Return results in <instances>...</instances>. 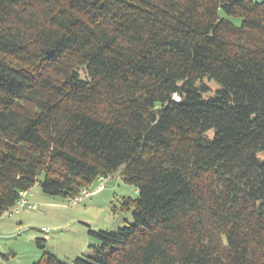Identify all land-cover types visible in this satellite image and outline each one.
<instances>
[{"label":"trees","instance_id":"obj_1","mask_svg":"<svg viewBox=\"0 0 264 264\" xmlns=\"http://www.w3.org/2000/svg\"><path fill=\"white\" fill-rule=\"evenodd\" d=\"M118 172L133 221L74 264H264V2L0 0V218Z\"/></svg>","mask_w":264,"mask_h":264},{"label":"rangeland","instance_id":"obj_2","mask_svg":"<svg viewBox=\"0 0 264 264\" xmlns=\"http://www.w3.org/2000/svg\"><path fill=\"white\" fill-rule=\"evenodd\" d=\"M220 15L235 25L241 22L240 17L222 12ZM205 84L209 89L202 98L208 99L218 85L208 79ZM122 179L119 172L97 179L85 189V195L81 193L80 199L46 196L35 186L33 191L42 194L32 199L37 209L23 208L11 218H0V222L4 219L10 222L9 226L0 228V264H34L43 253L37 239H45L44 251L55 255L63 264H74L76 258L91 255L89 246L97 240L88 234L90 231H114L133 221L132 208L125 209L123 205L128 198L135 199L137 192Z\"/></svg>","mask_w":264,"mask_h":264},{"label":"built area","instance_id":"obj_3","mask_svg":"<svg viewBox=\"0 0 264 264\" xmlns=\"http://www.w3.org/2000/svg\"><path fill=\"white\" fill-rule=\"evenodd\" d=\"M30 190L27 191V192H23L20 194V199L18 200L17 204L15 206H13L10 210L6 211L2 216L1 218L3 217H10L14 214H17L19 213L20 209H23V208H27V209H31V210H34L36 209V204L30 202L27 197H25L26 195L30 194ZM86 194L87 192L84 190H82L79 194H78V197L76 196L75 198H78L80 199V195L82 196V194ZM74 198V199H75ZM48 230H44V232H47Z\"/></svg>","mask_w":264,"mask_h":264},{"label":"crops","instance_id":"obj_4","mask_svg":"<svg viewBox=\"0 0 264 264\" xmlns=\"http://www.w3.org/2000/svg\"><path fill=\"white\" fill-rule=\"evenodd\" d=\"M39 196L41 197L42 194H40L39 192L36 193V192H34L33 189H32L31 194H30V195H27V198H28V200H30V201L32 202V199H33V198H35V197H39ZM1 220H2V219H1ZM1 220H0V221H1ZM9 223H10L9 221H7L6 219H4L2 222H0V228H4V227L9 226V225H10Z\"/></svg>","mask_w":264,"mask_h":264}]
</instances>
